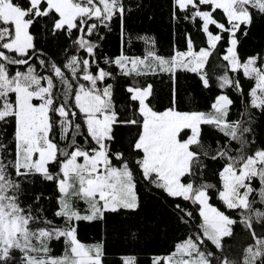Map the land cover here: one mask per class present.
I'll use <instances>...</instances> for the list:
<instances>
[{
    "label": "snow or ice",
    "instance_id": "1",
    "mask_svg": "<svg viewBox=\"0 0 264 264\" xmlns=\"http://www.w3.org/2000/svg\"><path fill=\"white\" fill-rule=\"evenodd\" d=\"M172 7L174 19L206 34L205 46L187 36L184 50L165 57L141 37L142 55L122 50L101 64L99 41L117 21L122 27L124 0H0V264H106L104 243L82 242L79 223L136 210L141 182L173 199L185 225L197 211L200 218L195 232L152 264H264V147L249 148L255 141L248 138L249 108L264 113V55L242 59L237 51V33L264 16V0H172ZM40 20L82 54L47 58L30 31ZM225 34L219 87L250 97L239 114L248 119L231 118L235 101L226 93L207 112L179 110L175 93L159 110L153 78L166 74L178 83L180 73H192L210 88L212 58ZM228 72L253 81L250 92ZM117 78L127 81L122 102L109 82ZM204 126L238 142V153L212 149ZM122 127L132 133L117 147ZM206 159L223 161L218 184L204 179ZM37 181L54 186L51 203L42 193L29 197L26 186ZM213 193L227 212L209 203ZM238 225L251 243L231 259L225 251ZM54 242L63 245L59 256ZM122 264L137 261L127 257Z\"/></svg>",
    "mask_w": 264,
    "mask_h": 264
},
{
    "label": "trees",
    "instance_id": "2",
    "mask_svg": "<svg viewBox=\"0 0 264 264\" xmlns=\"http://www.w3.org/2000/svg\"><path fill=\"white\" fill-rule=\"evenodd\" d=\"M127 9L122 27L119 21L112 25L110 32L104 33L105 39L99 41L101 47L100 63L103 64L104 57L115 58L122 50L128 55H142L146 45L141 37L151 39L155 42L156 51L165 57L173 53L177 48L184 50L185 39L191 36L198 46H205L206 34L198 30V25L189 20L174 19L172 0H124ZM243 31L237 33V51L242 59L252 56L264 55V16L256 15L250 26H242ZM35 36L37 47L46 54L47 58L60 62L65 61L66 56L72 54L81 55L78 49H74L71 39L66 35H54L51 26L46 20H40L34 28L30 29ZM246 33V34H245ZM127 39V43L125 40ZM228 36L225 34L218 45L219 55H214L213 70L211 73V87L205 88L198 77L192 73H180L178 83L169 80L168 76L161 75L153 78L156 100L155 106L163 110L169 106L173 94L178 97V109L181 111H210L211 104L215 98L226 93L235 101L231 118L247 120V116H240L245 108L249 106L250 97L241 95L235 90L221 89L219 79L224 74V69L219 65L226 63L222 60L225 54ZM43 71V70H41ZM230 77L241 79L240 73L228 72ZM115 86V96L118 101L126 98L123 91L127 81L117 78L109 81ZM245 94L250 92L254 86L253 81L247 78L241 79ZM253 115L251 121L252 132L248 134L250 140H254L252 147H264V113L258 109H250ZM12 128H8L9 135ZM117 138L120 141L117 147L126 146L132 130L129 128H118ZM204 138L212 149L227 146L231 154L236 155L240 147L238 142L227 141L222 134L214 131L209 126H204ZM207 168L204 170V179L213 184H218V171L223 161H212L206 159ZM29 197L43 194V197L51 203V197L55 188L49 183H40L26 186ZM139 207L136 210H121L119 213L107 215L105 222H80L78 226V238L86 244H94L102 241L106 250V264H122L127 257H135L137 264H152L155 257H164L173 250L175 242L183 240L186 235L195 232V226L199 224L198 211L194 217L185 225L178 218V212L174 209V201L166 197L164 193L143 182L138 185ZM221 211H228L218 200L215 193L209 201ZM188 210L192 205L185 202ZM233 215V213L228 212ZM187 219V217H185ZM259 228L257 232L259 234ZM235 237L228 241L225 255L231 259H239L243 248L251 243L247 232L238 225L235 228ZM63 245L54 242V255H61Z\"/></svg>",
    "mask_w": 264,
    "mask_h": 264
}]
</instances>
